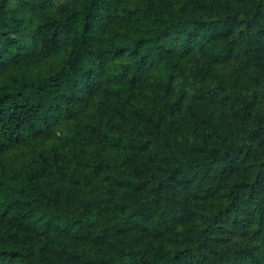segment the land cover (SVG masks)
I'll use <instances>...</instances> for the list:
<instances>
[{"label":"trees","instance_id":"1","mask_svg":"<svg viewBox=\"0 0 264 264\" xmlns=\"http://www.w3.org/2000/svg\"><path fill=\"white\" fill-rule=\"evenodd\" d=\"M0 264H264V0H0Z\"/></svg>","mask_w":264,"mask_h":264}]
</instances>
